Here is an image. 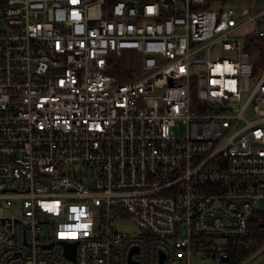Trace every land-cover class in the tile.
<instances>
[{
  "label": "built area",
  "instance_id": "built-area-1",
  "mask_svg": "<svg viewBox=\"0 0 264 264\" xmlns=\"http://www.w3.org/2000/svg\"><path fill=\"white\" fill-rule=\"evenodd\" d=\"M223 1L0 0V264H264V4Z\"/></svg>",
  "mask_w": 264,
  "mask_h": 264
},
{
  "label": "rangeland",
  "instance_id": "rangeland-1",
  "mask_svg": "<svg viewBox=\"0 0 264 264\" xmlns=\"http://www.w3.org/2000/svg\"><path fill=\"white\" fill-rule=\"evenodd\" d=\"M263 4H264V0H224L223 3L221 4V8L246 7L250 10V12L254 13V12L258 11ZM0 29H5V26L1 20H0ZM182 131H183V128L180 125H177L174 128L175 133H181ZM6 213L8 215H11V214L18 215L20 213L19 207L15 206L11 212L6 211ZM125 227L130 232L135 231V229H137L132 224H127ZM48 233L51 234L52 231L48 230ZM190 264H224V263H222L220 261H215L213 259H202L200 256L194 254L191 256Z\"/></svg>",
  "mask_w": 264,
  "mask_h": 264
},
{
  "label": "trees",
  "instance_id": "trees-1",
  "mask_svg": "<svg viewBox=\"0 0 264 264\" xmlns=\"http://www.w3.org/2000/svg\"><path fill=\"white\" fill-rule=\"evenodd\" d=\"M112 74L121 77L122 80H127L128 78L132 77L131 71H129L128 68H122V66L115 67ZM256 230V226H253L252 232L254 235H256ZM254 240L256 243H254L255 245L253 247L247 246V244L244 243L245 239L228 240L227 245L230 252V258L228 261L224 262V264H236L244 256L250 254L254 247L257 246L261 241L258 236Z\"/></svg>",
  "mask_w": 264,
  "mask_h": 264
},
{
  "label": "water",
  "instance_id": "water-1",
  "mask_svg": "<svg viewBox=\"0 0 264 264\" xmlns=\"http://www.w3.org/2000/svg\"><path fill=\"white\" fill-rule=\"evenodd\" d=\"M63 247H64V256L67 260L74 262L75 261V250H76V245L77 242H62ZM161 255V262L162 263V259H163V254L160 253ZM132 264V263H131Z\"/></svg>",
  "mask_w": 264,
  "mask_h": 264
}]
</instances>
